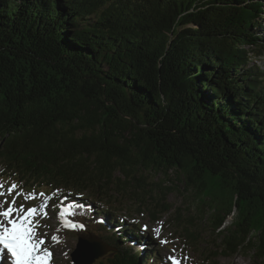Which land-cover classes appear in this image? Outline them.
Segmentation results:
<instances>
[{"label": "trees", "instance_id": "16d2710c", "mask_svg": "<svg viewBox=\"0 0 264 264\" xmlns=\"http://www.w3.org/2000/svg\"><path fill=\"white\" fill-rule=\"evenodd\" d=\"M263 18L264 0H0L2 183L98 196L107 214L129 195L158 219L182 186L217 257L264 264ZM117 228L95 264H158Z\"/></svg>", "mask_w": 264, "mask_h": 264}, {"label": "rangeland", "instance_id": "374dc122", "mask_svg": "<svg viewBox=\"0 0 264 264\" xmlns=\"http://www.w3.org/2000/svg\"><path fill=\"white\" fill-rule=\"evenodd\" d=\"M262 22L264 32V18ZM257 64H259L262 69H264V56L261 59H257ZM115 176H120L119 172H116ZM157 176L158 177L155 180H158L163 184V186H170L172 181L169 180L175 179L173 173L170 174V178H167L161 174ZM178 188L171 187L170 191L172 192H170L167 196V204L172 206V214L166 213L161 215L162 220L169 223V225L166 227L162 224V221L156 222L157 219L155 218L157 217H149L148 213L143 212V210H140V213L134 212V209L139 205V202L132 200V197L129 195H124L122 198L123 203L129 202L125 205L128 210L124 209L122 206V210L118 211L116 215L124 222L125 226H130L132 223H138V225L144 230V226L147 225V230H145L146 233L144 237L146 236L149 241L147 244H145L146 249L153 250L156 252V254L160 255L162 264H170L168 262L169 257L177 260L179 264H208L207 262H204V255H208L209 259H214L217 257L215 244L210 242L212 238L211 234L213 235V233H211L210 229L206 228V230H203V238L201 237L202 234L198 235V229L200 227L204 229L206 226L205 224H207L206 219H208L209 215L208 208L202 202V200H195V198H193L189 193L184 191L183 189H185V187L179 186ZM2 192H0V210L12 203L9 189L5 188ZM154 192L156 194L159 193V191L156 190ZM16 197L17 195L15 198ZM16 200L18 202L23 201L26 207H33L36 209L38 218L42 224L41 226L44 227L41 232L39 231L41 228H39L36 234L40 237V239L47 240V245H50L51 264H69L71 262L70 255L75 248L78 236L67 233L66 237L62 240L61 245H59L58 242L53 241L52 236L55 235L59 238V236L63 235L65 231L69 230L64 228L63 224L60 222L62 221L60 217L61 213L63 214V218H66L68 221H70V223H72L75 228L77 225L76 219L78 215L81 214V211L72 208L69 205L68 207L67 205L57 206L53 199H49L47 194L43 192H33L23 197L20 195ZM152 207L153 206H150V209ZM197 208L198 210L205 211L200 212L197 210ZM172 216H177V218ZM104 217H107V214L104 215ZM0 221H3V218L0 219ZM4 222L6 223V221ZM230 222L231 217L228 218L227 226ZM154 229L158 231L154 232ZM179 230H182L180 233L182 235H184L185 230H190L191 240L189 242H196L198 240L199 246L194 249L193 243H187V245H183L184 240L181 238V236H176L175 238L173 235L174 231H176L178 235ZM172 235L175 238L174 240H171ZM197 238L201 239L199 240ZM162 240L166 241V243H161ZM140 247H143V245L141 244ZM136 249L137 248H134V250ZM108 252L109 250L104 256H106ZM180 252L182 253L181 256L179 255ZM216 261L218 264H254L248 256L243 254H239L238 256L231 258H224L223 256H220L216 258Z\"/></svg>", "mask_w": 264, "mask_h": 264}, {"label": "snow or ice", "instance_id": "6c2138e0", "mask_svg": "<svg viewBox=\"0 0 264 264\" xmlns=\"http://www.w3.org/2000/svg\"><path fill=\"white\" fill-rule=\"evenodd\" d=\"M15 187L13 185L9 192ZM35 211L34 208H28L27 214L21 215L17 222L11 218L13 215L11 204L7 209L0 210V218H3V221H0V248L3 249V254L0 255V264H49L51 252L47 247H41L44 240L36 237L35 230L29 220ZM60 217L63 222L62 213ZM144 230H147V225L144 226ZM153 231L158 230L154 229ZM52 240L58 242V237L53 235ZM161 243H166V241L162 240ZM170 259L172 258L170 257ZM173 264H177V262L174 261Z\"/></svg>", "mask_w": 264, "mask_h": 264}, {"label": "water", "instance_id": "95a60500", "mask_svg": "<svg viewBox=\"0 0 264 264\" xmlns=\"http://www.w3.org/2000/svg\"><path fill=\"white\" fill-rule=\"evenodd\" d=\"M80 240L78 248L72 253V262L74 264H93L94 261L104 255V250L100 243L95 244Z\"/></svg>", "mask_w": 264, "mask_h": 264}, {"label": "bare ground", "instance_id": "6f19581e", "mask_svg": "<svg viewBox=\"0 0 264 264\" xmlns=\"http://www.w3.org/2000/svg\"><path fill=\"white\" fill-rule=\"evenodd\" d=\"M261 17H262V16H261ZM135 230H139V227H136V229H134V231H135ZM144 235H145V233L142 232V233H141V238H142V239H145ZM0 253L2 254L1 251H0ZM158 256H159V258H161L160 255H158ZM159 260H160V259H159Z\"/></svg>", "mask_w": 264, "mask_h": 264}]
</instances>
